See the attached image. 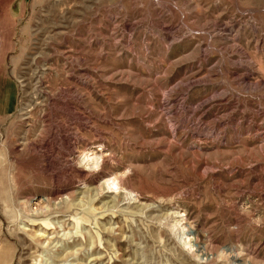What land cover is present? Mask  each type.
I'll return each instance as SVG.
<instances>
[{
  "label": "rangeland",
  "instance_id": "1",
  "mask_svg": "<svg viewBox=\"0 0 264 264\" xmlns=\"http://www.w3.org/2000/svg\"><path fill=\"white\" fill-rule=\"evenodd\" d=\"M4 250L264 264V0H0Z\"/></svg>",
  "mask_w": 264,
  "mask_h": 264
},
{
  "label": "bare ground",
  "instance_id": "2",
  "mask_svg": "<svg viewBox=\"0 0 264 264\" xmlns=\"http://www.w3.org/2000/svg\"><path fill=\"white\" fill-rule=\"evenodd\" d=\"M2 252H0V264L2 263V259L4 258V254L6 253V251L4 250Z\"/></svg>",
  "mask_w": 264,
  "mask_h": 264
}]
</instances>
